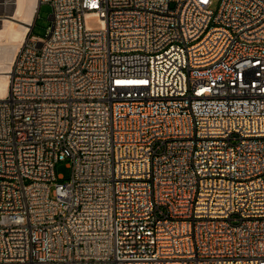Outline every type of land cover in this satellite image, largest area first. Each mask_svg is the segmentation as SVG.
Segmentation results:
<instances>
[{
	"label": "built area",
	"instance_id": "built-area-1",
	"mask_svg": "<svg viewBox=\"0 0 264 264\" xmlns=\"http://www.w3.org/2000/svg\"><path fill=\"white\" fill-rule=\"evenodd\" d=\"M38 2L0 100V264H264V0Z\"/></svg>",
	"mask_w": 264,
	"mask_h": 264
},
{
	"label": "bare ground",
	"instance_id": "bare-ground-1",
	"mask_svg": "<svg viewBox=\"0 0 264 264\" xmlns=\"http://www.w3.org/2000/svg\"><path fill=\"white\" fill-rule=\"evenodd\" d=\"M13 14L0 24V100L8 96L9 74L17 53L27 41L34 25L38 0H14ZM8 7L9 0L3 4ZM9 8V7H8Z\"/></svg>",
	"mask_w": 264,
	"mask_h": 264
},
{
	"label": "rangeland",
	"instance_id": "rangeland-1",
	"mask_svg": "<svg viewBox=\"0 0 264 264\" xmlns=\"http://www.w3.org/2000/svg\"><path fill=\"white\" fill-rule=\"evenodd\" d=\"M9 1H10V5H8L9 8L7 6H6V8L8 9V16H12L13 7H14L12 4L15 2H14V0H9ZM219 1L220 0H215L214 6L212 7V9L214 11L217 10ZM1 3L4 4L5 0H1ZM51 15H52L51 6H49V5L42 6L40 13H39V16L36 20L34 30H33V35L35 37H38V38H44L45 37L49 27L52 24ZM55 174L57 177H63L64 180H60V181H62V182L69 181L71 179V175H72V170L69 166V161L59 162L58 164H56Z\"/></svg>",
	"mask_w": 264,
	"mask_h": 264
}]
</instances>
